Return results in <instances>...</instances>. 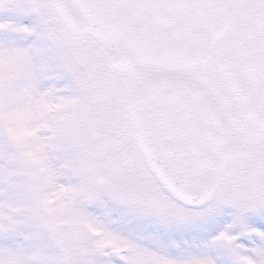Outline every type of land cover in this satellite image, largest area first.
<instances>
[{
  "label": "snow or ice",
  "instance_id": "obj_1",
  "mask_svg": "<svg viewBox=\"0 0 264 264\" xmlns=\"http://www.w3.org/2000/svg\"><path fill=\"white\" fill-rule=\"evenodd\" d=\"M0 264H264V0H0Z\"/></svg>",
  "mask_w": 264,
  "mask_h": 264
},
{
  "label": "rangeland",
  "instance_id": "obj_2",
  "mask_svg": "<svg viewBox=\"0 0 264 264\" xmlns=\"http://www.w3.org/2000/svg\"><path fill=\"white\" fill-rule=\"evenodd\" d=\"M125 223L130 231L139 232L144 235L151 234L152 236L164 241L174 239L177 242L183 243L184 241L191 242L193 240L199 239L200 237L199 230L195 228H166L164 226L139 221L131 216L125 217Z\"/></svg>",
  "mask_w": 264,
  "mask_h": 264
}]
</instances>
